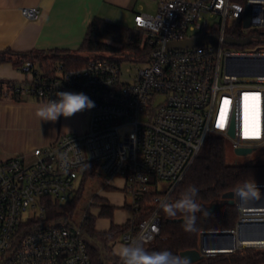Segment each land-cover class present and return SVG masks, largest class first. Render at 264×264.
<instances>
[{
	"label": "built area",
	"instance_id": "built-area-1",
	"mask_svg": "<svg viewBox=\"0 0 264 264\" xmlns=\"http://www.w3.org/2000/svg\"><path fill=\"white\" fill-rule=\"evenodd\" d=\"M155 2L154 15L133 17V27L144 33L151 52L132 78L122 79L116 60L91 56L82 68L57 65L53 76L45 78L27 61L19 70L31 76L29 85H7L8 96H31L44 103L57 99L58 91L84 93L95 107L84 133L64 134L28 155L0 161V264H91L82 230L88 212L78 224H47L41 205L43 198L59 204L70 201L90 164L96 166L102 188L113 179L123 181L130 216L119 239L123 245L141 241L145 248L159 235L161 203L168 201L208 138H221L233 150L264 149V0ZM246 7L250 26L243 32L260 30L247 39L262 44L224 49L233 27H242ZM21 14L34 20L39 11L22 8ZM207 36L217 41L165 48ZM229 60L234 61L231 70ZM151 191L158 194L145 204L148 214L137 221L138 204ZM93 204L90 200L88 207ZM237 209L236 225L229 231L240 222H264V209ZM25 212L31 215L28 223L22 220ZM208 232L215 231H200V239ZM116 264H122L119 257Z\"/></svg>",
	"mask_w": 264,
	"mask_h": 264
},
{
	"label": "trees",
	"instance_id": "trees-1",
	"mask_svg": "<svg viewBox=\"0 0 264 264\" xmlns=\"http://www.w3.org/2000/svg\"><path fill=\"white\" fill-rule=\"evenodd\" d=\"M240 23L229 32V39L235 41L228 44L234 47H243L250 44ZM247 41L245 44L242 42ZM151 52L144 33L134 27H124L94 17L88 24L84 37L75 51L64 49H52L48 51H30L27 53H15L9 49L0 51V63L11 62L16 68H20L25 62H31L37 70L39 77L53 76L54 68L61 65L64 69H79L86 65L91 56H106L116 60L135 62L143 64L148 62ZM13 101H20V96H9ZM37 101L44 102L37 99ZM227 142L221 138H208L199 150L192 165L184 174L183 178L174 186L168 202H175L182 194L194 186L197 189L195 202L201 205L202 209L221 202L222 194L235 191L243 184L251 182L264 184V162L259 158L247 160L239 166H229L225 161ZM90 169L83 175L79 186L74 192L70 201L59 204L51 198H43L44 221L47 224L71 223L72 213L78 201L82 198L87 184L95 182L97 186L102 184L96 166L90 164ZM111 190V187H105ZM89 190V189H88ZM92 192V189H90ZM89 190V191H90ZM93 193V192H92ZM157 192H148L142 196L138 204L137 221L144 218L150 207H145ZM92 197V195H91ZM90 197V198H91ZM95 198V197H94ZM100 216L112 217L113 208L108 205H101ZM87 213V210H85ZM238 209L236 206L224 204L219 210L209 215L197 213L196 230L185 232L183 228V215L177 214L169 217L162 208L158 211L160 219V232L145 249L149 252L167 250L175 256L186 250L199 248L202 230L229 231L233 230L237 219ZM127 228V224L113 225L105 232H97L94 229V217L89 216L83 225V241L91 264H116L117 258L110 253V246L117 240L121 233ZM108 253V256L105 255ZM193 264H264V248H239L229 254H216L203 257Z\"/></svg>",
	"mask_w": 264,
	"mask_h": 264
},
{
	"label": "crops",
	"instance_id": "crops-1",
	"mask_svg": "<svg viewBox=\"0 0 264 264\" xmlns=\"http://www.w3.org/2000/svg\"><path fill=\"white\" fill-rule=\"evenodd\" d=\"M22 8H37L39 14L36 19L27 20L21 14ZM155 12V0H0V51H75L94 17L119 26L133 27L134 15H154ZM31 79L30 75L21 73L11 62L0 63V161L14 155H28L33 148L45 146L61 135L86 131L91 109L70 118L61 116L56 122H44L35 115L36 109L44 102L31 96L22 97L20 101L11 100L6 93L7 85L12 83L28 86ZM109 187L123 192V181L113 179ZM104 190L107 189L102 188L101 184L88 203L90 200H100V192ZM103 204L113 208L111 218L100 216ZM92 206L94 209L91 213L88 209L91 206H87L86 210L94 217V229L97 232L107 231L111 224L123 225L130 216L123 201L114 205L104 200ZM114 208L123 214L120 220L113 223L111 220ZM121 245L123 244L118 237L110 246V253L114 258H118L115 251Z\"/></svg>",
	"mask_w": 264,
	"mask_h": 264
},
{
	"label": "clouds",
	"instance_id": "clouds-1",
	"mask_svg": "<svg viewBox=\"0 0 264 264\" xmlns=\"http://www.w3.org/2000/svg\"><path fill=\"white\" fill-rule=\"evenodd\" d=\"M94 107L95 102L84 93L58 91L57 99L49 100L39 106L35 115L40 121L56 122L61 116L70 118L79 112ZM196 195L197 189L194 186H189L177 201L161 203L162 210L169 217H175L177 214L183 215L185 232L196 230L197 213L209 215L207 210L202 209L201 205L195 202L194 197ZM236 195L241 201L264 199V194L254 179L251 182L246 181L242 187L236 190ZM115 255L119 257L122 264H191L187 257L175 256L167 250L149 252L144 248L141 241L121 245L115 251Z\"/></svg>",
	"mask_w": 264,
	"mask_h": 264
},
{
	"label": "water",
	"instance_id": "water-1",
	"mask_svg": "<svg viewBox=\"0 0 264 264\" xmlns=\"http://www.w3.org/2000/svg\"><path fill=\"white\" fill-rule=\"evenodd\" d=\"M250 26L249 21V8L246 7L242 18V28L246 29ZM217 41L216 36H207L201 38L187 39L182 42L169 43L166 45V49H182L192 48L195 46H201L205 44L215 43ZM247 41L242 42L245 44ZM226 44H234L235 41L226 38ZM233 60L227 61V68L231 70ZM247 74H254L248 72ZM234 153L237 155H247L251 151L249 149H234ZM262 194H264V186H258ZM224 204L236 206L242 210H256L264 209V199L260 200H248L241 201L238 199L235 191H229L221 196V202L210 205L207 210L209 214L219 210ZM264 242V222L259 221H246L240 222L234 231H215L205 233L200 239V248L202 251H206L209 254H229L239 248H244L248 245H254V243ZM256 246V245H255ZM260 246V245H258ZM200 249L186 250L180 252L179 256L187 257L191 264L201 260L204 257Z\"/></svg>",
	"mask_w": 264,
	"mask_h": 264
},
{
	"label": "rangeland",
	"instance_id": "rangeland-1",
	"mask_svg": "<svg viewBox=\"0 0 264 264\" xmlns=\"http://www.w3.org/2000/svg\"><path fill=\"white\" fill-rule=\"evenodd\" d=\"M155 3L152 4V8H154ZM153 10V9H152ZM231 26V25H230ZM232 27V26H231ZM235 27H233L234 29ZM260 30L256 29H248L245 34L246 35H259L260 34ZM261 37H264V35H261ZM262 43H250L248 45H245L243 47H234L228 44L224 45V49H229V50H248V49H256L258 47H260ZM140 67H142L141 64L135 63V62H128V61H122L120 63V71L122 74V79L126 80V79H130L134 76V74L136 73L137 69H139ZM85 126H83V130H84ZM81 134V133H79ZM254 158H259L262 162H264V149H260V150H256L251 152L250 154L247 155H237L234 153V150L232 149V147L230 146V144H228L227 149H226V153H225V161L226 164L229 166H239L242 165L244 162H246L247 160H251ZM98 183L95 182L94 185L88 183L87 187L88 189H92L93 193H96L99 190V186H97ZM88 189H86L85 193L83 194L82 198L78 201V203L76 204L75 209L73 210L72 213V222H74V224H78L79 220L81 219L82 215L84 214L85 210L87 209L88 206V200L91 197V195L93 194L91 192V190L89 191ZM122 197V198H121ZM104 200H106L108 203L110 204H120L121 201H123V203L128 206L130 204V197L127 196L124 192H119L116 190H104L102 192H100V200H94V204H99L100 202H104ZM89 209V213H91V211L94 209V206H91L88 208ZM40 213L38 212L36 215H39ZM122 212L117 208H114V217L111 220L113 223L114 221L120 220V218L122 217ZM30 213L29 212H25L22 215V220L23 222L28 223V218L30 217ZM26 226V224L23 225V227ZM106 256H108V253H105Z\"/></svg>",
	"mask_w": 264,
	"mask_h": 264
},
{
	"label": "bare ground",
	"instance_id": "bare-ground-1",
	"mask_svg": "<svg viewBox=\"0 0 264 264\" xmlns=\"http://www.w3.org/2000/svg\"><path fill=\"white\" fill-rule=\"evenodd\" d=\"M254 245H264V242H258V243H254Z\"/></svg>",
	"mask_w": 264,
	"mask_h": 264
},
{
	"label": "snow or ice",
	"instance_id": "snow-or-ice-1",
	"mask_svg": "<svg viewBox=\"0 0 264 264\" xmlns=\"http://www.w3.org/2000/svg\"><path fill=\"white\" fill-rule=\"evenodd\" d=\"M217 126L219 127L220 125L218 124Z\"/></svg>",
	"mask_w": 264,
	"mask_h": 264
}]
</instances>
